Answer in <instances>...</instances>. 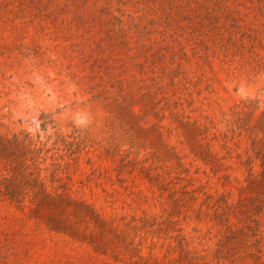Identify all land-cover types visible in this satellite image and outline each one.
<instances>
[{"label": "rangeland", "instance_id": "obj_1", "mask_svg": "<svg viewBox=\"0 0 264 264\" xmlns=\"http://www.w3.org/2000/svg\"><path fill=\"white\" fill-rule=\"evenodd\" d=\"M51 1L70 6L0 11V264H264L246 187L262 168L263 0H168L178 41L138 1ZM209 9L218 27L200 26Z\"/></svg>", "mask_w": 264, "mask_h": 264}, {"label": "trees", "instance_id": "obj_2", "mask_svg": "<svg viewBox=\"0 0 264 264\" xmlns=\"http://www.w3.org/2000/svg\"><path fill=\"white\" fill-rule=\"evenodd\" d=\"M139 2L140 4L143 5L142 8H140L139 10H145L144 13H153L155 14V16H157V18H155L154 22L157 25H160V29L159 32L163 34V36H168L170 35L173 36L174 41H178V36L180 35H185L184 39H188L189 37V32L187 30V32L183 29L182 31H179V29L177 28V26L175 25L174 19L173 17H171L170 12L168 11V7H167V1L168 0H132V1H125L126 3L129 4H133L136 2ZM208 1V0H206ZM247 0H232L233 3L235 4H244ZM87 1L86 0H79V4L77 6L82 7ZM227 2V1H226ZM68 2L66 1V3H64L63 5H59V3H56L51 0H0V11L6 8H14V9H35V8H42L43 6H51V7H57V8H63V7H67ZM87 5V3H86ZM203 4H199V6L201 7ZM223 5V17L224 20L222 19L220 22L222 24L226 23V21H228V23L231 26H238L236 24L237 18L232 16V9L229 8V3H222ZM221 5V6H222ZM70 6V5H69ZM220 6V7H221ZM103 9V7H101ZM213 9V8H210ZM205 10V15H203V21H202V25L207 24L206 20L211 18V21L208 22V24H214L216 23L214 26H217V22H219V15L215 14V13H211V10ZM9 10V9H7ZM215 9H213L214 11ZM260 10L262 11V13L264 14V0L262 1V4L260 5ZM201 14V13H200ZM135 16L133 15L131 18H134ZM241 24V22H240ZM162 27V28H161ZM218 27V26H217ZM155 30H152V32ZM150 30H147L144 32V30L141 31V34L139 35V37H144V33H149ZM241 34L243 35V31L241 32ZM147 38V37H145ZM198 44H202V41H197ZM210 44H216V43H211ZM218 47H220L221 49H223V51L225 52V56H228V46L225 44H216ZM206 45L204 44L203 46V50H205ZM211 47L208 48V50ZM223 52V53H224ZM201 54V53H200ZM207 54V53H206ZM210 54V53H209ZM211 55V54H210ZM199 56V55H198ZM164 89V86L162 87ZM105 89H101L99 92L96 93V95H101L104 94ZM168 99H166L167 101ZM118 108V107H117ZM159 110L156 111V113L158 114ZM258 127L260 128L261 132H262V138H258L256 135L252 136V145L256 151L257 156L261 159V171L256 174L251 176L248 179V182L246 184V187L249 188L250 190L253 191L252 196L248 197V199L254 200V207L253 209L255 210L256 213H258V215L261 214V211L264 210V116L261 117L259 119ZM193 131L190 130L189 135L191 137V139H194L196 136L197 131H199V128L197 126H192ZM246 129H248V127H245ZM249 130L251 131L252 129L249 128ZM1 139V138H0ZM191 148L194 154H196L197 156H199L201 159H203L205 162H210V163H214V156L211 155L210 156V152L209 149H205V151L203 149H200L198 146H196V143L191 144ZM0 153H2L3 155H6L8 153L7 149L4 147V144L0 143ZM134 161L131 159L130 163H133ZM145 169V168H143ZM149 170V169H148ZM148 170H146L147 172H149ZM18 175L17 172H11V175H8L7 177L4 176L2 177V184H3V189L2 192L4 194H7V196L10 197V199H16L19 200L20 198V194L22 193L21 191V186L19 184L20 179L16 178ZM26 179V181L29 182V184H31V186L33 188H35L37 186V183L34 179H28V178H24ZM39 186V184H38ZM34 195L35 196H41L42 199L48 197V192L43 188V187H38L34 190ZM61 200H69L68 198H60ZM56 201V200H55ZM58 202V201H56ZM60 202V201H59ZM40 204H43V202H40ZM39 205V203L37 204ZM84 205L85 207L88 206L87 204H83L81 202H78L77 204H75V206H81ZM52 207H58V206H52ZM89 209V208H88ZM92 211V209H90ZM92 216V219L94 222H97V225L103 226L104 228V232L107 230V227L104 226L105 225V221L104 219H101L97 213H89ZM59 213H51L50 215L47 216L46 220L51 224V228L52 229H65L68 228L69 226L65 223V221L63 220V218H61L60 216H58ZM71 232V231H70ZM93 233V231H92ZM89 234L88 237L93 234ZM90 237V238H91Z\"/></svg>", "mask_w": 264, "mask_h": 264}]
</instances>
